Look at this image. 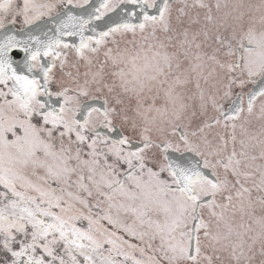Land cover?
<instances>
[{"label": "snow or ice", "instance_id": "obj_1", "mask_svg": "<svg viewBox=\"0 0 264 264\" xmlns=\"http://www.w3.org/2000/svg\"><path fill=\"white\" fill-rule=\"evenodd\" d=\"M0 264H264V0H0Z\"/></svg>", "mask_w": 264, "mask_h": 264}, {"label": "rangeland", "instance_id": "obj_2", "mask_svg": "<svg viewBox=\"0 0 264 264\" xmlns=\"http://www.w3.org/2000/svg\"><path fill=\"white\" fill-rule=\"evenodd\" d=\"M192 2H193V0H188V3H192ZM195 11H199V9L194 10V12Z\"/></svg>", "mask_w": 264, "mask_h": 264}, {"label": "flooded vegetation", "instance_id": "obj_3", "mask_svg": "<svg viewBox=\"0 0 264 264\" xmlns=\"http://www.w3.org/2000/svg\"><path fill=\"white\" fill-rule=\"evenodd\" d=\"M206 2L215 3V0H206Z\"/></svg>", "mask_w": 264, "mask_h": 264}]
</instances>
